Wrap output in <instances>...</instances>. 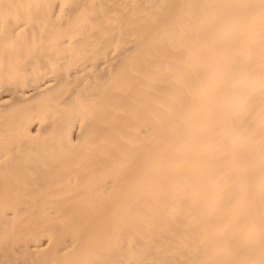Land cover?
I'll use <instances>...</instances> for the list:
<instances>
[{
  "label": "bare ground",
  "instance_id": "6f19581e",
  "mask_svg": "<svg viewBox=\"0 0 264 264\" xmlns=\"http://www.w3.org/2000/svg\"><path fill=\"white\" fill-rule=\"evenodd\" d=\"M0 264H264V0H0Z\"/></svg>",
  "mask_w": 264,
  "mask_h": 264
}]
</instances>
